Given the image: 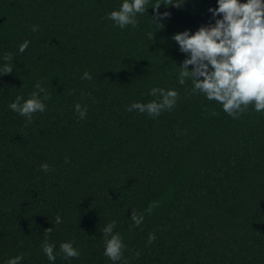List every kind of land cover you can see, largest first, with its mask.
I'll return each mask as SVG.
<instances>
[{"label":"trees","instance_id":"trees-1","mask_svg":"<svg viewBox=\"0 0 264 264\" xmlns=\"http://www.w3.org/2000/svg\"><path fill=\"white\" fill-rule=\"evenodd\" d=\"M158 2L121 30L107 14L122 0H0V58L15 64L0 76V264H50L46 236L55 264H113L102 234L112 221L128 264H264V111L233 119L178 82L185 54L172 36L214 22L216 0L161 4L171 15L153 23ZM38 82L50 99L28 123L8 105ZM152 87L175 89L174 109L127 110ZM65 241L78 258L64 257Z\"/></svg>","mask_w":264,"mask_h":264},{"label":"clouds","instance_id":"clouds-1","mask_svg":"<svg viewBox=\"0 0 264 264\" xmlns=\"http://www.w3.org/2000/svg\"><path fill=\"white\" fill-rule=\"evenodd\" d=\"M185 0H160L151 6L156 10L152 17L153 23L169 18V11L159 12L161 4L182 7ZM149 0H122L118 10L107 14V19L113 22L114 27L121 30L128 26H138V15H142L148 8ZM216 7H209L208 11L214 22L201 25L196 31L185 29L174 33L172 39L178 44L179 51L185 54V59L177 67L178 82L184 85L186 79L192 81V92L203 94L209 101H216L222 110L233 119L240 116L252 105L256 112L264 111V0H216ZM155 24L163 26L162 23ZM39 26L33 25L32 31H38ZM28 41L19 45V52L23 53L28 47ZM0 63V76L12 73L15 68L14 58L5 54ZM191 66V68H189ZM82 79L92 80L93 77L86 71ZM36 91L25 98L17 95L8 107L15 113L25 117L28 123L32 122L34 113L46 111L45 101L50 99L46 89L38 82L34 85ZM41 94L43 96L41 97ZM149 95L154 97L147 103L133 102L127 107L128 111L136 110L141 114L155 119L164 111H170L176 106L179 93L175 89L152 87ZM79 119L87 116V108L80 104L75 105ZM212 115H217L215 111ZM67 163V158L65 160ZM42 171H49L48 163L40 165ZM156 203L150 204L147 212L151 213ZM134 226L143 223L144 215L131 214ZM62 223L59 215L55 224ZM116 222L112 221L103 228L104 252L113 264L121 262L125 244L119 232L114 231ZM52 228H48L50 233ZM155 239L149 236V242ZM55 244L49 243L47 236L42 243V251L50 264H55ZM60 251L66 259L78 258L79 250L72 241L61 242ZM137 256L139 253L136 254ZM24 256L17 255L8 259L7 264H22Z\"/></svg>","mask_w":264,"mask_h":264}]
</instances>
